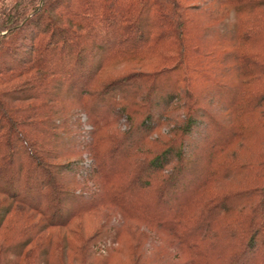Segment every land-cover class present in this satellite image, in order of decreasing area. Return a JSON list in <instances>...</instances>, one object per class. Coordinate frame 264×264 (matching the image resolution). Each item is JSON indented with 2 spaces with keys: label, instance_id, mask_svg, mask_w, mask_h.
<instances>
[{
  "label": "trees",
  "instance_id": "16d2710c",
  "mask_svg": "<svg viewBox=\"0 0 264 264\" xmlns=\"http://www.w3.org/2000/svg\"><path fill=\"white\" fill-rule=\"evenodd\" d=\"M163 2L160 7L154 1L144 3V0H0V161H6L12 156L11 153L6 154V157L3 154L10 147L9 137L11 138L13 133L17 134L16 126L25 125V120L29 117L33 118V114H36V110L28 112L30 108L25 110L24 107L21 110L17 102L35 98L36 94H33L31 89L42 86L45 80L49 83L60 79L62 82H67L69 87L63 92L58 88V92L52 94L50 102L56 103L59 95L70 99L69 103L71 102L64 116L67 120L65 125L68 136L63 144L70 146L71 154L76 157L86 152L92 167L88 176L79 179L77 160L81 158L68 161L71 167L67 171L73 174L72 183L76 188L67 194L61 190H54L56 186L54 182L52 185L43 184L46 187L44 192H48L52 197L50 201L46 198L51 203V208L43 207L41 197L40 202L32 206V210L38 211L44 221L41 223L36 221L32 225L30 239L38 240L36 245L50 246L55 240L52 234L48 233L49 229L69 226L73 219L83 217L88 222L97 223L96 229L92 230L90 236L85 237L79 229L70 231L77 235V242H80L79 249L86 260L88 256L86 249L92 246L91 242L102 237L107 238L112 234L110 232L113 228H116L115 233L120 231L126 235L134 230L143 238L144 235L148 236L150 232L144 233V229L139 224L131 223L143 220L144 225L169 235L170 244L177 251V258H185L184 261L176 264H264V255H262L264 250L259 245L261 235L264 236V216L262 219L255 217L249 228L243 235L241 234L243 237L240 238V243L234 249L226 251L222 250L218 243L217 237H220V232L223 230L218 229L216 213L212 212L221 203L218 205V202H209L214 206L207 209L208 213L194 215L192 204L196 201L195 197L184 202L176 201L185 193L190 195L191 191L187 184L190 183V179L181 175L187 162L184 156L188 154L184 147L179 151H176L177 148H172L173 151L169 149L170 151L164 150L149 155L145 153L144 159H135L133 158L135 151L148 136L139 135L134 129L123 133L110 132V129L119 122V118H122V115H118L120 111L118 109H122L123 114L127 109L125 103L119 106V100L126 99V95L117 98L120 88L130 86L134 81L152 79L164 71L178 68L188 54L199 51V48L203 49L204 55L231 51L229 66L235 69L232 66L240 64L241 69L238 68V72L243 80L261 75V70H258L257 66L264 61V46L260 45H264L262 43L264 17L263 14L261 16L255 14L253 10L264 6V0H163ZM201 5L205 10L194 15L193 11L197 12ZM230 9L238 11L235 25L223 35L213 33L216 31V25L228 17L224 13H228ZM144 10L155 13L151 24L153 29L165 28L164 35H160L159 39L147 37L145 27L143 31V28L137 24L140 12ZM133 22L136 23L134 26ZM259 35L262 36L261 40L256 38ZM160 39H169L171 41L169 47L165 48V45H161L163 42ZM211 39L219 41L215 42ZM195 40L202 41L196 43ZM159 46L165 50L164 53L171 55H163L161 61L155 64L136 62L129 72L103 81L100 89L93 91L90 81L97 78L101 62L107 54L112 53L116 60L124 57H135L134 60H138V54L144 49ZM83 65H87L89 70L80 71L79 67ZM48 73L51 75L50 81L45 76ZM28 89L32 93L20 97L19 93ZM239 92V88L234 89L227 101H224L225 114L227 112L232 117H238L246 115L252 108L258 110L261 105L264 106V90L256 91L255 95L246 92L242 97L240 95L241 98L236 103ZM174 100V95H170V99L164 98L160 106L157 98L152 104L156 109H169ZM168 102H172L169 107ZM151 111L152 108L149 109L148 114H151ZM57 112L56 109L53 115ZM82 113L87 114L88 122L92 126L86 136H83L80 127ZM260 113L263 114L264 110H260ZM155 115L161 118L163 116L157 110L152 116ZM209 116L204 108L195 109L189 106L186 118L178 124L179 129L189 136L199 118H206L202 120L208 125ZM152 127L149 125L147 128ZM244 129L245 127L240 123H237V126L231 125L230 130L227 129L222 133L223 137L220 140L210 141L205 148L211 154H218L228 146H235L237 139H243L241 143L244 144L248 136ZM183 142L181 141L182 145ZM188 144L192 142L189 141ZM263 144L260 143L259 149ZM121 152L123 154L120 155ZM255 153L243 159L241 165L254 167L257 164L262 167L260 157L264 154L255 155ZM232 156L234 161L241 160L237 155L232 154ZM41 160L43 159L36 157L38 166ZM171 162L174 165L166 175H163ZM139 163L140 166L137 165ZM119 169L125 175L123 180H118L121 185L115 186L113 183L117 181L116 175ZM5 171L1 175H4L3 179L7 184L5 187L0 185V194L9 195L12 200H16L20 198V194L16 192L17 187L15 188L14 183L20 175L14 170ZM39 176L33 178L42 185L44 179ZM203 176L195 192L199 191L203 183H207L208 179ZM27 178L30 183L34 182L30 180L31 176L27 175ZM247 179L241 183H264L247 182ZM30 189L34 190L33 185L24 183L23 190L19 192L29 195ZM240 189L237 187L232 192H238ZM135 191H144V203L147 200L150 202L149 206L144 207V212L136 206L131 207L132 204L134 205L131 200V203L128 201L131 205L127 207L126 199L133 197L131 194ZM250 191L264 195V184H256L245 190V192ZM262 198L259 203L261 207L259 213L263 215L264 198ZM72 202L75 205L68 211L69 213H64L65 206ZM116 209L119 213H116ZM160 209L165 212H160ZM13 210L18 209H15L12 203L0 207V230ZM113 218L118 223L109 227ZM1 237L3 240H0V257L4 243L11 240L9 238L11 236ZM60 241L58 240L57 243ZM262 241L264 242V238ZM165 256L169 259V252H166ZM131 257L130 264H138L141 259L139 254H134L133 249ZM24 258L23 262H25ZM144 264L150 262L144 258Z\"/></svg>",
  "mask_w": 264,
  "mask_h": 264
},
{
  "label": "rangeland",
  "instance_id": "374dc122",
  "mask_svg": "<svg viewBox=\"0 0 264 264\" xmlns=\"http://www.w3.org/2000/svg\"><path fill=\"white\" fill-rule=\"evenodd\" d=\"M147 1H154L159 6L164 3L163 0H144V3ZM200 7V9H197V12L193 11V14L205 10L204 7L202 9V5ZM253 11L255 14H260V16L263 14L264 17V6L256 7ZM224 14L228 17H225L224 21L219 25H216V31L213 33L223 35V33H227L235 25L238 11L230 9L228 13ZM154 15V11L144 10V12H140V18L137 24L143 28V31L145 27L147 37L159 39L160 35H164L165 28L163 29L164 31L153 29L151 24L154 21ZM135 24L133 22V26ZM256 38L261 40L262 36L259 35ZM212 40L215 42L219 41L218 39ZM201 41L195 40L196 43H200ZM161 42H163L161 45H165V48L169 47L171 43L169 39H163ZM262 43H264V38L262 39ZM260 45L264 46L263 44ZM164 52L165 50L160 48V46L154 48L149 47V49H144V51L138 54V60H134L136 59L135 57H124L121 60H116L113 58L112 53L107 54L101 62L97 78L94 81L92 79L90 81L93 91L100 89L103 81L129 72L136 62L141 61L142 63L149 64L159 63L161 57L166 54ZM231 53V51H224L218 54L204 55L203 49L199 48V51L188 54L184 59L185 61L183 60L178 68L164 71L152 79L144 78V80L134 81L132 85L120 88V91L116 95L117 98L126 95V99L119 100L118 103L120 107L125 103L127 109L124 114L122 113V109H118L120 110L118 111V115H122V118H119V122L110 129V132L118 131V133L128 132L130 129H134L135 133L148 136L147 139L145 138V141L143 139V143L135 151L133 155L135 159H144L145 153L149 155L150 153H158L164 150L173 151L172 148H177L176 151H179L181 147H184V150L188 153L184 156L187 164L185 163L182 170L183 174L181 175L190 179V183L187 184L191 191L190 195L189 193H185L181 199L176 201L184 202L191 197H195L196 201L192 204L194 215L208 213L207 209L214 206L213 204H209V202H218V205L221 203L212 212L216 213L215 217L219 223L218 229L223 230L220 232V237H217L218 243L221 249L226 251L234 249L240 243V238L243 237L241 234L243 235L244 231L249 228L255 217L262 219L264 216V214L259 213L261 208L259 203L261 198H264V195L253 191L245 192L251 186L264 183H241L247 178V182H264V155L260 157L263 164L262 167L257 164L254 167L253 165L250 166L247 164H244V166L241 165L244 161L243 159L249 157L251 153L257 151L256 153L258 154H264V144L259 149L260 143H264V113H260V110H264V106L261 105L258 110L252 108L254 110L251 109L246 115L232 117L227 112L225 114L226 107L224 103L234 89L237 88H239L240 92L236 103H238L239 99L246 92L249 95H255L256 91L260 89L264 90V61L260 62L257 66L259 67L258 70H261L260 76L247 77L243 80L238 72V68L241 69L240 64L233 65L232 67H235V69H231L229 66ZM168 55L171 54H166V56ZM79 69L80 71L84 69L89 70L87 65L80 66ZM45 76L50 81L51 75L48 73ZM99 80L101 81L99 82ZM45 83L42 86L34 87V90L31 89L33 94H36L35 98L29 101L17 102L21 110L24 107L25 110L30 108L28 112L32 110L34 112L36 110V114H33V118L29 117L26 119L25 125L16 126L15 131L17 134L13 133V136L11 138L9 137L10 147L3 154L6 157L11 153L12 156L11 158L8 157L6 161H0V175L5 170H14L20 175L19 179L14 183L15 188L17 187L16 192L20 194V198L12 200L9 195L0 194V207L12 203L15 209H18L11 211L9 217L5 220L4 226L1 227L0 235L4 238L11 236L9 237L11 240L4 243L5 246L0 257V263L130 264L132 260V249L135 255L139 254L141 256L138 264H144V258L150 264H176L184 261L185 258H177V251L170 244L171 238L169 235L151 226L144 225L143 220L131 223L139 224L144 229V233L150 232L148 236L144 235L143 238L139 235L138 231L134 230L130 231L129 234L125 232L126 235L120 231H116L115 233L116 228H113L110 232L112 234L107 238L102 237L91 242L92 246L90 245L86 249L88 253L86 260L82 251H80L81 249H79L80 242H77V235L73 231H70L79 229L85 237L90 236L92 230L96 229L97 223L92 221L88 222L83 217L73 219L69 226H56L49 229L48 233H51L55 240L50 246L47 244L46 246H41L42 244L36 245L38 240L32 241L30 239L29 235L32 231V225L36 221L40 223L44 221L38 211L32 210V206L40 202L41 197L43 207L51 208L49 201L52 197L48 192H44L46 187L43 184L49 183L52 185L54 182L56 183L54 190H61L67 194L76 188V185L72 183L74 182L73 174H69V171H67L71 167L68 161L81 158L77 160L79 179L88 176L92 168L91 161L86 152L82 156L76 157L71 154L72 150L70 146L63 144L68 136L66 133L67 126L65 125L67 120H65L66 118L64 116L66 115V109L71 105V102L69 103L70 99H65L63 95H59L56 103L51 104L50 102L52 94L58 92V88L63 92L69 87V84L62 82L60 79ZM227 90L231 93L229 94ZM32 92L28 89L19 94L20 97H24ZM170 95H174L175 97L173 103L171 102L172 105L168 102V107L171 105V108L156 109L153 106L152 101L156 98L159 101L158 106H160L164 98L168 97L170 99ZM87 99L89 100L90 98ZM189 106L195 109L198 107L204 108L209 113L210 119L209 124L206 125L202 120L206 118H199L196 127H194L195 129L187 136V134H183L179 129L180 125L178 124L180 122L182 123L183 119L186 118ZM151 108L152 113L148 114ZM56 109L58 112L53 115ZM155 110L163 115L162 118L159 116L156 117V115L152 116ZM200 113H202V110ZM80 116L82 124L80 127L82 128L83 136H86L92 126L88 122L87 114L82 113ZM237 123H240L242 127H245L244 130L247 131L248 136L245 139V143H241L243 139H237L235 146H228L223 152L218 154L209 153V150L205 147L209 145L210 141L220 140L223 137L222 133L227 129L230 130L231 125L237 126ZM149 125L153 127L148 129L147 127ZM181 141H184L183 145ZM189 141L193 145L188 144ZM173 145H176V147ZM233 150L235 151L233 152ZM230 151L232 152L228 153ZM121 154L123 153L121 152ZM232 154L237 155L241 160L234 161ZM35 156L43 159L40 162V166L36 164ZM250 162L252 163V161ZM141 164L139 163L137 165L140 166ZM173 165L174 163L171 162L163 172V175H166ZM27 175L32 177L30 180L34 181L33 183H30ZM36 175H40L39 177L44 179L42 185L40 182H35L33 177ZM124 175L119 169L116 175L117 181L113 185L120 186L121 183H118V180H123ZM200 175L201 178H199ZM203 175L208 181L207 183H203L202 187H199L198 192H195L196 186L199 185V181H201ZM1 176L0 185L5 187L7 183L3 179L4 175ZM24 183L26 185L32 184L34 187V190L30 189L28 191L29 195L24 192H19L23 190ZM237 187L241 189L238 192H232ZM77 189L80 190L79 187ZM54 190L53 194L55 192ZM79 190L77 191L79 192ZM131 195L133 197L130 196V199L128 198L126 201L130 203L133 201L134 205L128 202L126 203L127 207L129 205L131 207L136 206L144 212V207L146 208L150 204L148 200L144 203V191H135ZM74 205V202L66 205L64 213L70 211ZM118 211L116 209V213H119ZM160 212L164 213L165 211L160 209ZM141 218L144 219L143 217ZM116 221L113 218L109 227L117 225L116 223L118 222ZM1 236L0 240H3ZM262 238L264 236L262 237L261 235L259 245L264 250ZM58 240H61L60 243H57ZM166 252H169L170 260L165 256ZM61 253L63 254L60 255ZM263 253L262 255H264ZM23 258L25 262H23Z\"/></svg>",
  "mask_w": 264,
  "mask_h": 264
}]
</instances>
